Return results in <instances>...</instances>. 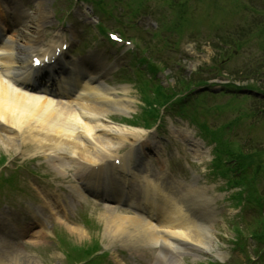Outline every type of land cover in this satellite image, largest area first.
<instances>
[{
	"label": "rangeland",
	"instance_id": "1",
	"mask_svg": "<svg viewBox=\"0 0 264 264\" xmlns=\"http://www.w3.org/2000/svg\"><path fill=\"white\" fill-rule=\"evenodd\" d=\"M9 1L19 7L20 13L27 11L37 14L44 41L51 42L60 31V36L55 37L57 43L62 39L75 41V49L70 51L73 56H89L86 50L92 48V56H99L96 59H100V63L102 59L103 63L109 62L110 70L107 75L115 73L132 58V54L125 53L127 48L113 45L97 35L96 26L100 23H104L109 30L119 32L120 22L100 12L92 1H85L83 4L80 0H0V5L5 8L4 3ZM147 1L148 9L145 14L132 15L134 3L131 0H122L121 3L109 0L111 4L108 6L115 2L117 5L113 9L114 15L122 18L128 37L133 36L142 46L149 48V53L155 57L152 59L159 66L169 67H165L168 76H161L165 85L170 86V91L177 90L178 87H175L179 74L190 76L197 69H201V77L209 78L217 84L229 77L238 83L244 75L249 76L252 72L259 71L258 76L250 75V81L264 89V0H175L182 4L177 7L178 10L170 7V0ZM175 13L184 18V21L178 22ZM26 16L30 26L37 23L36 18ZM20 17L24 18L23 15ZM174 22H178L182 28L166 27L167 24L172 26ZM60 24L66 26L61 27ZM157 27L159 32L153 35L152 32ZM68 30L74 33V37L76 35V39L71 38ZM222 37L229 41V48L227 44L223 48L219 47ZM236 42L242 46L237 47ZM92 44L97 45L93 47ZM220 60L224 61L218 63ZM145 67V64L139 66L140 69ZM133 68L136 67L128 69L132 71ZM220 71L222 76L218 75ZM146 75L148 72L143 77H147ZM124 78L125 72H121V77L111 81L110 85L131 88L129 93L120 90L118 97L124 98L132 109L127 113L112 111L109 116L116 121H123V117H128L127 115L139 116L146 104L138 90ZM162 93L166 94L167 90L162 89ZM230 96H199L198 98H202L201 102L206 101L203 103L204 107L213 106L207 115L198 113L200 119L215 128L233 120L241 111L260 104L258 100L248 98L247 102H232V105H236L226 106ZM189 100L192 102L188 106L189 112L186 110L188 116H180L175 111L177 108L168 110L159 134L151 135V141L156 142L158 147L154 150L159 152L171 173L180 182L190 185L194 180L192 173H188L183 165V162H190L194 167L195 183L209 186V193L216 198L211 205L215 218L212 226L216 248L221 253L219 257L224 262L239 263L245 261L246 257L242 249H234L231 243L235 236L234 225H239L247 235L248 224L253 223L260 212L254 204L241 212L242 217L238 215L240 208L228 197L233 189L226 186L227 178L214 175L211 171L214 142L210 140V143H203L205 147L202 159L191 151V142L185 140V133L189 129L199 136V129L192 123L190 115L200 108L194 106L192 98ZM239 102L242 103V109L238 110ZM185 118L190 123L184 121ZM225 137L242 146L244 153H250L253 146L258 147L264 143V115L240 119L232 129L226 128ZM127 147L128 145L124 150ZM33 151L29 143L19 150L0 142V154L6 155L8 161L3 168L4 177L16 174L13 184L4 182L0 185V264H68L62 246L55 237L56 232L66 233L74 244L82 246L90 243L94 237L101 239L104 249L109 250L110 254L100 264H156L159 248L143 247L139 251H133L119 241L112 242L106 233L102 215L106 210L109 211L104 202L87 197L79 202L75 200V205L70 206L64 215L55 214L64 212L65 200L69 204L67 198L70 187L77 182L74 171L68 168L65 173H60L58 167L45 155ZM259 177L258 186L264 192V175ZM117 206L118 212L125 213L128 210L122 205ZM85 215L99 229L94 226L90 229L86 227ZM208 221L207 219L206 222ZM246 241V251L254 255V241L251 238ZM183 257L182 264H202L215 259L214 255L195 249H188Z\"/></svg>",
	"mask_w": 264,
	"mask_h": 264
},
{
	"label": "bare ground",
	"instance_id": "2",
	"mask_svg": "<svg viewBox=\"0 0 264 264\" xmlns=\"http://www.w3.org/2000/svg\"><path fill=\"white\" fill-rule=\"evenodd\" d=\"M20 14L24 18L13 10L0 14L2 18L14 15L9 18L16 28L0 44V142L16 149L29 143L33 152L46 155L59 171L73 168L79 179L73 188L80 196L91 190L96 196L135 206L137 211L132 215L118 213L115 208L102 214L112 241L119 240L133 250L159 245L158 264H180L189 246L218 254L212 224L205 221L215 200L208 188L195 184L183 187L153 172L149 164L144 170L129 166L143 130L109 120L112 111L126 112L132 107L118 97L116 88L101 85L102 69L92 71L85 67V59L64 55L51 69L54 84L48 78L41 84L33 71L27 72L33 54L54 52L56 44L42 42L37 14L29 16L37 21L31 26L26 12ZM58 68L61 75L53 72ZM38 82L45 92L32 91L38 89L33 87ZM129 141L134 153H124L123 168H91L120 155ZM147 181L152 182L150 187Z\"/></svg>",
	"mask_w": 264,
	"mask_h": 264
},
{
	"label": "trees",
	"instance_id": "3",
	"mask_svg": "<svg viewBox=\"0 0 264 264\" xmlns=\"http://www.w3.org/2000/svg\"><path fill=\"white\" fill-rule=\"evenodd\" d=\"M264 30V28H263ZM237 46L238 47H241L242 45L241 44H238L237 43ZM191 82H187L186 85L190 86ZM188 86V87H189ZM221 135V132L219 131H216L213 133V138H216L217 136H220ZM220 143V152L221 154L219 155L220 157H223L225 160V165L227 163L233 164V166L231 167V170H234V171H238L239 173H244L246 168L248 167V165L250 164H253L254 165V169H255V173H259L260 170H262L263 166H264V163L262 162V157H263V154L258 152V151H262L263 149L261 150H258L257 153L255 152H252L250 153V155H246L243 151H242V148L239 146V145H234L233 142L231 141H227L225 142L222 138H218L217 139ZM224 161L222 162V166L224 165ZM241 184L244 182V184H246L248 187H250V190L252 192V195L254 194L255 196V200L257 201H260L259 204H261V198L258 194L255 193L254 191V187H253V184L252 183H249L246 181V177L243 176L242 174V177H241V180H240ZM253 187V188H252ZM253 235L254 237H257V238H264V221L262 222L261 224V227L259 230H254L253 231Z\"/></svg>",
	"mask_w": 264,
	"mask_h": 264
}]
</instances>
